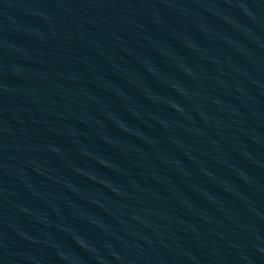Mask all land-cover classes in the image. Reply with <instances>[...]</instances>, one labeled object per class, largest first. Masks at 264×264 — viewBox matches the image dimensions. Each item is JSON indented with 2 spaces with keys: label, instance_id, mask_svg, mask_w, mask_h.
Instances as JSON below:
<instances>
[{
  "label": "water",
  "instance_id": "obj_1",
  "mask_svg": "<svg viewBox=\"0 0 264 264\" xmlns=\"http://www.w3.org/2000/svg\"><path fill=\"white\" fill-rule=\"evenodd\" d=\"M0 264H264V0H0Z\"/></svg>",
  "mask_w": 264,
  "mask_h": 264
}]
</instances>
